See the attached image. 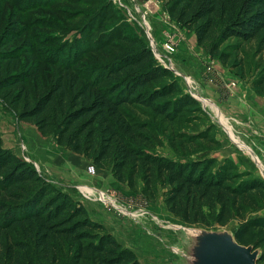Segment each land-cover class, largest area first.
I'll return each mask as SVG.
<instances>
[{"label":"trees","instance_id":"trees-1","mask_svg":"<svg viewBox=\"0 0 264 264\" xmlns=\"http://www.w3.org/2000/svg\"><path fill=\"white\" fill-rule=\"evenodd\" d=\"M166 7L173 20L196 35L198 46L223 65L261 37L259 51L264 53V0H168ZM116 36L113 32L109 39ZM104 37L94 44L102 48ZM124 40L128 47L103 68L75 69L78 57L70 65L53 61L73 72L72 88L82 81L83 88L70 97L60 82L56 92L34 106L28 102L21 117L35 121L40 132L53 133L59 146L110 168L131 189L141 179L146 198L154 200L159 188L165 189L169 212L187 225L210 230L236 223V241L261 250L258 264H264V217H254L264 210V180L228 160L181 162L151 153L161 140L147 123L131 119L125 107L149 109L170 123L181 122L184 114L199 118L205 113L141 37ZM230 40L239 43L223 49ZM253 87L264 96V73ZM207 134L199 137L209 139ZM185 135L177 134L175 142L184 139L185 145L198 137ZM0 176V195L11 201L0 200V264H141L89 217L83 204L1 145ZM16 229L22 239L14 238Z\"/></svg>","mask_w":264,"mask_h":264},{"label":"rangeland","instance_id":"rangeland-1","mask_svg":"<svg viewBox=\"0 0 264 264\" xmlns=\"http://www.w3.org/2000/svg\"><path fill=\"white\" fill-rule=\"evenodd\" d=\"M167 1L0 0L2 149L32 164L54 186L57 185L50 179L53 176L74 186L67 189L70 195L85 206L93 221L104 225L132 250L141 264H187L183 255L194 241L188 229L198 227L183 223L169 212L165 189L159 188L154 200L146 198L141 179L131 189L118 182L110 168L102 169L92 160L59 146L53 133L40 132L35 121L21 115L28 102L34 106L50 92H56L60 82L70 97L83 88V81L72 88L73 72L51 64L53 61L70 65L78 57L72 64L81 61L75 69L103 68L128 47L125 38L138 36L161 65L167 64L183 92L195 98L205 113L199 118L194 113L184 114L181 122L170 123L149 109L125 107L131 119L147 123L161 140V145L150 152L181 162L216 159L223 164L228 160L241 172H251L264 180V128L260 126L264 121L257 122L252 115V108L260 101L264 103V96L253 87L264 73V53L259 51L262 37L243 45V50L223 65L196 46L192 31L171 18ZM113 32L119 37L109 39ZM6 36L10 39L5 40ZM101 36H105L99 41L105 42L102 48L94 44ZM171 38L175 41L172 56L164 50ZM238 43L230 40L223 49ZM202 133L206 137L209 133V139L199 137ZM177 134L198 137L184 145V139H180L183 143L179 139L175 142ZM241 144L252 151L246 152ZM91 166L96 168L94 174L89 172ZM0 200L7 201L3 195ZM259 216L264 217V210L254 214ZM236 225L206 230L233 232ZM15 232V239L23 238L21 230ZM5 238L4 235L3 241Z\"/></svg>","mask_w":264,"mask_h":264},{"label":"water","instance_id":"water-1","mask_svg":"<svg viewBox=\"0 0 264 264\" xmlns=\"http://www.w3.org/2000/svg\"><path fill=\"white\" fill-rule=\"evenodd\" d=\"M192 230L198 231V235L190 234L194 241L190 251L183 255L187 264H258L260 260L261 250L239 244L234 232L207 231L201 227Z\"/></svg>","mask_w":264,"mask_h":264},{"label":"crops","instance_id":"crops-1","mask_svg":"<svg viewBox=\"0 0 264 264\" xmlns=\"http://www.w3.org/2000/svg\"><path fill=\"white\" fill-rule=\"evenodd\" d=\"M189 32V31H188ZM196 46H198L197 45V39H196ZM196 54H199V52L197 51V49H196ZM180 67V66H179ZM180 69V68H179ZM250 99H253V97L251 96V95H249L248 96ZM256 108H252L253 107V105H252V107L251 106H249V108H252V115H253V118L254 117H256V121L257 122H259V121H264V103H263V101H260V103H258V104H256ZM255 107V106H254ZM260 126H262L263 128H264V122H262V124L260 125ZM231 130H232V128H231ZM241 147L246 151V152H250L249 150H251V149H249L246 145H243V144H241ZM252 151V150H251ZM78 158H80V160H83L81 157H78ZM256 159V162H257V164L258 165H261V163L257 160L258 158H255ZM41 163V162H40ZM68 167H66V169H67ZM59 176H62L60 173H59ZM66 177L68 176L69 177V175H65ZM57 186H60V187H63L64 189H66V190H64V191H66V193H68V194H71L67 189L68 188H71V187H74V186H72L71 184H68V183H64V181H61L60 179H57L56 178V176H53V177H51L50 178Z\"/></svg>","mask_w":264,"mask_h":264},{"label":"built area","instance_id":"built-area-1","mask_svg":"<svg viewBox=\"0 0 264 264\" xmlns=\"http://www.w3.org/2000/svg\"><path fill=\"white\" fill-rule=\"evenodd\" d=\"M172 40H170L169 42H167L168 44L164 45V50L166 51V53L170 54L172 56L173 53H175V41L173 38H171ZM170 60V59H169ZM162 62H164V60H161ZM165 66H167V64L165 63ZM89 172L94 174L96 172V168L94 166L89 167Z\"/></svg>","mask_w":264,"mask_h":264},{"label":"bare ground","instance_id":"bare-ground-1","mask_svg":"<svg viewBox=\"0 0 264 264\" xmlns=\"http://www.w3.org/2000/svg\"><path fill=\"white\" fill-rule=\"evenodd\" d=\"M188 233L192 234L193 236L198 235V231L192 230L191 228L188 229Z\"/></svg>","mask_w":264,"mask_h":264}]
</instances>
